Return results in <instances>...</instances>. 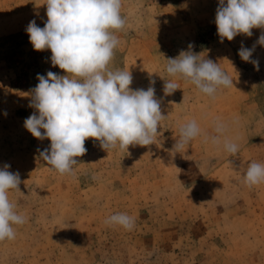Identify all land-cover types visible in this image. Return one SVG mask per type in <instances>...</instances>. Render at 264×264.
Listing matches in <instances>:
<instances>
[{"label": "rangeland", "instance_id": "rangeland-1", "mask_svg": "<svg viewBox=\"0 0 264 264\" xmlns=\"http://www.w3.org/2000/svg\"><path fill=\"white\" fill-rule=\"evenodd\" d=\"M45 3L0 0V168L19 173L21 192L8 196L26 217L13 225L15 239L0 241V264H264V182L244 183L251 162L264 164V45L257 43L264 29L221 42L219 0H121L125 25L113 30L119 44L109 70H129L132 89L154 86L166 119L156 144L128 152L107 153L87 139L74 175H61L40 158L50 140L24 127L36 111L37 75L66 74L26 33L32 20L44 27ZM242 46H255L259 71L238 55ZM181 51L218 63L233 86L212 98L170 76L167 59ZM168 81L180 89L165 96ZM193 120L201 134L170 155L180 127ZM217 121L226 130L213 144L205 137L218 135ZM224 140L238 146L235 155ZM118 213L134 219L132 230L105 223Z\"/></svg>", "mask_w": 264, "mask_h": 264}, {"label": "clouds", "instance_id": "clouds-1", "mask_svg": "<svg viewBox=\"0 0 264 264\" xmlns=\"http://www.w3.org/2000/svg\"><path fill=\"white\" fill-rule=\"evenodd\" d=\"M47 20L39 27L29 22L26 33L36 51L50 50L53 67L65 75L48 71L37 75L38 84L32 89L30 107L33 112L24 121V127L34 138L48 139L50 145L40 151V158L50 170L61 175H74L77 157L86 154L85 141L93 138L107 153L119 148L128 152L129 146L146 147L156 144L160 122L166 119L161 112V100L154 86L132 89L131 72L109 70L114 49L119 44L113 30H121L125 19L121 16V0H46ZM215 24L220 41H232L237 35H252V29H264V0H219ZM264 45V33L257 41ZM192 45H189L191 49ZM255 49L241 47L238 55L253 63L259 71V61L252 60ZM166 71L181 77L196 88L215 98L221 87L233 86V80L211 59H200L192 51H181L177 58H168ZM151 85L155 81H150ZM179 85L168 81L164 95H172ZM225 125L217 121L218 135L205 137L213 144L221 142ZM201 134L193 120L179 129L170 155L184 151ZM224 150L231 155L238 146L224 140ZM231 164V162L229 161ZM9 165L0 168V241L15 239L13 225H23L26 217L18 214L10 202L8 192H21L19 173L9 171ZM264 182V164L251 162L244 176L248 187ZM108 225H120L126 230L135 226L134 219L123 213L105 220Z\"/></svg>", "mask_w": 264, "mask_h": 264}]
</instances>
